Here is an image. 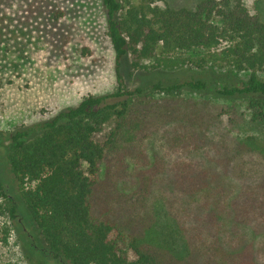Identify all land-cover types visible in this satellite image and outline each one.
Segmentation results:
<instances>
[{"label": "trees", "instance_id": "obj_1", "mask_svg": "<svg viewBox=\"0 0 264 264\" xmlns=\"http://www.w3.org/2000/svg\"><path fill=\"white\" fill-rule=\"evenodd\" d=\"M101 2L107 10V36L117 69L129 55L133 69H144L146 61L158 64L170 62L177 53L203 52L197 61L172 62L249 76L216 90L230 104L212 110L206 104L189 107L186 102L166 110L153 102L154 96L175 99L185 92L206 93L209 85L202 80L159 82L145 92L127 90L118 76L116 92L85 97L77 107L37 128L17 131L5 148L18 186L16 195L6 193L0 181L10 219L31 224L28 248L43 252L54 264H256L243 243L247 235L237 234L228 251L216 247L215 235L210 242L213 252L209 247L200 249L192 239L181 246L144 209L151 197L168 191L176 202L188 201L191 209L211 204L236 221L259 218V224L264 223V176L256 187L242 181L245 184L230 195L226 139L218 143L224 152L219 161L189 159L169 165L153 134L172 118L176 128L194 141L195 150H185L192 154L201 144H216L208 142L207 134L216 137L213 128L223 122L244 123L252 134L235 137V153L256 154L264 163V78L258 74L264 68V22L250 14L242 0H202L194 9L144 5L129 8L124 17L119 16L120 0ZM13 9L10 0H0L1 37ZM27 183L30 188L24 187ZM252 234L263 236L264 225Z\"/></svg>", "mask_w": 264, "mask_h": 264}, {"label": "rangeland", "instance_id": "obj_2", "mask_svg": "<svg viewBox=\"0 0 264 264\" xmlns=\"http://www.w3.org/2000/svg\"><path fill=\"white\" fill-rule=\"evenodd\" d=\"M201 1L120 0L123 10L119 16L124 17L131 7L150 5L194 9ZM242 1L250 14L259 15L264 22V0ZM10 4L14 13L5 21L3 28L6 34L0 35V181L10 195H16L18 186L5 157L9 138L17 131L37 128L77 107L85 97L116 92L118 76L130 91L142 88L149 92L159 82L173 84L202 80L209 85L206 93L185 92L175 99L154 96L153 102L160 103L166 110H175L184 102L189 107L206 104L211 110L215 106L228 105L230 102L217 96L216 90L246 80L249 76L248 73H227L226 68L211 72L199 70L194 64L183 66L172 62L177 59L197 61L205 55L203 52L177 53L172 55L171 58L175 59L170 62L160 60L158 64L154 60L146 61L142 63L146 66L144 69H133L134 59L129 55L121 60L117 69L115 52L107 36V10L101 0H10ZM258 74L264 78V68ZM160 127L159 132L153 131L154 136L159 138L156 147L164 150L169 165L189 159L211 158L219 161L224 152L218 143L220 139H226L228 155L225 158L230 169V178L226 183L232 184L230 195L245 184L244 180L256 187L264 176V163L256 154L239 156L235 153V137L252 134L244 123L228 126L223 122L213 128L216 137L207 134L208 142L213 140L216 144L209 147L201 144L200 150L192 154L185 153V150H193L194 141L185 137L188 136L185 131L176 128L172 118L165 119L158 125ZM187 142H190L188 146ZM169 145L175 146L169 148ZM24 187L30 188L31 185L27 183ZM148 201L144 213L166 226L181 246L182 242L192 239L198 241L200 249L209 247L213 252L210 242L213 240L211 236L215 235L217 244H213L228 251L235 239L238 240L237 234L247 235L243 243L250 248L251 263L264 264V235L254 237L252 234L255 228L264 225L259 224L262 219L251 223L236 221L232 215L221 213L217 208L219 206L211 204L191 209L188 201L176 202L168 191L162 195L157 193ZM19 222L17 224L10 219L5 200L0 196V264H54L43 252L33 253L28 248L30 241L26 234L32 233L34 228L29 227L31 224L27 221ZM193 232L197 237L192 236Z\"/></svg>", "mask_w": 264, "mask_h": 264}]
</instances>
